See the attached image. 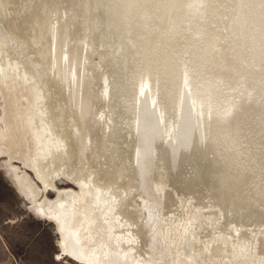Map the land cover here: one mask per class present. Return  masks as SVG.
Returning <instances> with one entry per match:
<instances>
[{
  "label": "bare ground",
  "instance_id": "1",
  "mask_svg": "<svg viewBox=\"0 0 264 264\" xmlns=\"http://www.w3.org/2000/svg\"><path fill=\"white\" fill-rule=\"evenodd\" d=\"M0 166L78 263L264 264V0H0Z\"/></svg>",
  "mask_w": 264,
  "mask_h": 264
},
{
  "label": "rangeland",
  "instance_id": "2",
  "mask_svg": "<svg viewBox=\"0 0 264 264\" xmlns=\"http://www.w3.org/2000/svg\"><path fill=\"white\" fill-rule=\"evenodd\" d=\"M22 195L0 166V264H82L63 254L55 225L30 211Z\"/></svg>",
  "mask_w": 264,
  "mask_h": 264
}]
</instances>
